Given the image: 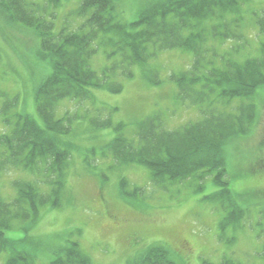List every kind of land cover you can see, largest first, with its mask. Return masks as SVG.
<instances>
[{"label": "rangeland", "instance_id": "1", "mask_svg": "<svg viewBox=\"0 0 264 264\" xmlns=\"http://www.w3.org/2000/svg\"><path fill=\"white\" fill-rule=\"evenodd\" d=\"M78 1L58 0L50 6L56 13L55 29L71 26L66 15ZM144 1L118 0L119 18L136 20ZM231 6L233 11L228 12L233 21L228 28L253 42V54L255 40L248 25L257 26L256 20L264 18V0L238 1ZM206 19L207 26L212 21ZM232 41L222 50L232 53L237 40ZM34 42L33 33L11 23L0 8V134L3 120L15 121L19 113L35 111L32 94L41 72L34 65L28 71L37 59L31 51ZM100 53L104 52L100 50L92 63L97 72L106 62ZM235 58L241 60V54ZM192 61L190 51L167 50L149 64L135 65L134 76L123 78L119 92L92 89V106L74 100L60 103L59 113L82 112L85 116L77 120L80 123L68 138L73 143L72 158L66 165L59 204L39 212L33 222H15V228L6 231L13 243L0 252V264H53L54 256L72 242L90 257V264H125L128 257L151 244L168 247L178 264H202L204 259L219 264L225 257L239 264H264V84L250 98L230 101L235 112L240 103L253 102L256 116L247 134L231 137L222 147L220 159L229 194L214 180V170L167 180L166 187L160 188L151 183L146 166L115 164L105 152L103 143L118 133L131 134L136 120L145 116L160 114L170 129L200 119L198 108L176 96V82L170 78L188 69ZM146 74L160 82H150ZM108 118L110 124L105 128L97 126ZM119 124H123L121 129ZM11 126L4 128L9 131ZM7 179H0L4 184L0 194L10 198L14 191ZM240 206L242 215L232 217L231 211Z\"/></svg>", "mask_w": 264, "mask_h": 264}, {"label": "trees", "instance_id": "2", "mask_svg": "<svg viewBox=\"0 0 264 264\" xmlns=\"http://www.w3.org/2000/svg\"><path fill=\"white\" fill-rule=\"evenodd\" d=\"M56 1L0 0L6 18L29 29L37 39L36 63L29 64L28 71L32 65L48 67L34 89L35 115L19 113L15 121L6 119L11 129L0 134V175L2 171L8 174L9 188L14 191L10 198L0 194V252L13 243L6 231L14 229L15 222H33L39 212L59 204L66 165L72 158L73 143L68 138L76 118L55 115L57 104L67 98L88 99L92 88L119 92L121 79L133 77L135 65H145L168 49L193 53L192 66L172 78L178 98L199 108L200 119L169 130L160 114L146 116L136 120L131 134L111 138L105 152L116 164L146 166L152 183L161 188L167 180L216 170L214 180L229 194L220 159L222 147L231 137L247 134L256 116L253 102L240 103L237 112L229 105L232 98H250L264 84V18L256 20L258 27L248 25L255 40L251 54L253 42L228 28L233 21L232 3L246 0H145L138 18L131 22L119 18L118 0H79L66 15L76 24H64L58 30L53 21L56 13L50 8ZM204 17L212 21L207 26ZM232 40H237L232 53L223 51ZM8 46L13 49V44ZM100 50L106 63L97 72L91 60ZM236 54H241V60ZM22 173L30 178L20 177ZM0 186L4 187L1 181ZM242 209L232 210V217L241 216ZM74 244L63 246L52 263L90 264V257ZM126 264L178 262L168 247L151 244ZM219 264L239 263L225 257Z\"/></svg>", "mask_w": 264, "mask_h": 264}]
</instances>
